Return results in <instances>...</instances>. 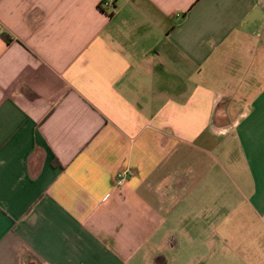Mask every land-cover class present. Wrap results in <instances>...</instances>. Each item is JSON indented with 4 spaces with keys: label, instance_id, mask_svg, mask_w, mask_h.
I'll return each instance as SVG.
<instances>
[{
    "label": "crops",
    "instance_id": "1",
    "mask_svg": "<svg viewBox=\"0 0 264 264\" xmlns=\"http://www.w3.org/2000/svg\"><path fill=\"white\" fill-rule=\"evenodd\" d=\"M103 1L0 0V264H264V0Z\"/></svg>",
    "mask_w": 264,
    "mask_h": 264
},
{
    "label": "built area",
    "instance_id": "2",
    "mask_svg": "<svg viewBox=\"0 0 264 264\" xmlns=\"http://www.w3.org/2000/svg\"><path fill=\"white\" fill-rule=\"evenodd\" d=\"M114 4H115V0H104V1L101 3V6H102L103 8H107V9H109V8L113 7ZM119 177H120V180H121V181H123V180L125 179L124 176H122V175H120ZM121 181H120V182H121Z\"/></svg>",
    "mask_w": 264,
    "mask_h": 264
},
{
    "label": "rangeland",
    "instance_id": "3",
    "mask_svg": "<svg viewBox=\"0 0 264 264\" xmlns=\"http://www.w3.org/2000/svg\"><path fill=\"white\" fill-rule=\"evenodd\" d=\"M259 227V226H258ZM263 236V235H262ZM258 244H259V240H258ZM260 245V244H259Z\"/></svg>",
    "mask_w": 264,
    "mask_h": 264
},
{
    "label": "trees",
    "instance_id": "4",
    "mask_svg": "<svg viewBox=\"0 0 264 264\" xmlns=\"http://www.w3.org/2000/svg\"><path fill=\"white\" fill-rule=\"evenodd\" d=\"M4 37H6V38H7V36H6V35H4Z\"/></svg>",
    "mask_w": 264,
    "mask_h": 264
}]
</instances>
